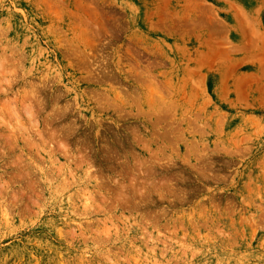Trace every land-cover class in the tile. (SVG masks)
<instances>
[{"label": "rangeland", "instance_id": "rangeland-1", "mask_svg": "<svg viewBox=\"0 0 264 264\" xmlns=\"http://www.w3.org/2000/svg\"><path fill=\"white\" fill-rule=\"evenodd\" d=\"M0 264H264V0H0Z\"/></svg>", "mask_w": 264, "mask_h": 264}]
</instances>
